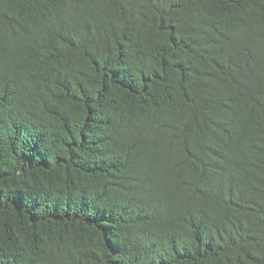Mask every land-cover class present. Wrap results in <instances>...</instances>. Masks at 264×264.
I'll use <instances>...</instances> for the list:
<instances>
[{"label":"trees","instance_id":"16d2710c","mask_svg":"<svg viewBox=\"0 0 264 264\" xmlns=\"http://www.w3.org/2000/svg\"><path fill=\"white\" fill-rule=\"evenodd\" d=\"M0 264H264V0H0Z\"/></svg>","mask_w":264,"mask_h":264}]
</instances>
